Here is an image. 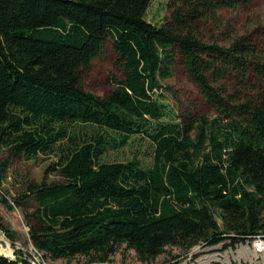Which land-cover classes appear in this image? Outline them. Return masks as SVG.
<instances>
[{
    "label": "trees",
    "instance_id": "16d2710c",
    "mask_svg": "<svg viewBox=\"0 0 264 264\" xmlns=\"http://www.w3.org/2000/svg\"><path fill=\"white\" fill-rule=\"evenodd\" d=\"M252 1L169 0L155 24L152 0H0V200L34 198L25 220L44 259L106 264L125 245L148 260L264 236L263 51L241 30L224 41L201 31ZM107 42L122 73L102 95L81 71ZM177 56L212 116L171 115L164 81ZM134 136L150 143L149 163L105 159ZM41 156L62 181L26 178L10 201L11 160ZM0 229L15 240L1 214ZM0 264L32 263L19 248Z\"/></svg>",
    "mask_w": 264,
    "mask_h": 264
},
{
    "label": "rangeland",
    "instance_id": "374dc122",
    "mask_svg": "<svg viewBox=\"0 0 264 264\" xmlns=\"http://www.w3.org/2000/svg\"><path fill=\"white\" fill-rule=\"evenodd\" d=\"M169 0H152L146 18L155 24L164 23L170 16ZM203 25V24H202ZM217 25V26H216ZM241 30L246 35H252L257 41V46L263 51L264 56V0H253L246 6L225 11L222 15L221 25L216 22H208L201 31L206 37L217 38L224 41L232 36L234 31ZM122 70L116 62V54L112 43L107 42L100 54L95 57L87 68H82L81 84L87 89L98 94H106L112 88V78L120 77ZM165 84L170 86L166 92L165 103L172 109V116H182L184 111L193 115L212 116L213 109L201 96L198 88L188 78L180 58L177 56L174 72L167 78ZM256 90H261L260 81H252ZM264 86V84H263ZM264 89V87H263ZM150 143L134 136L130 143L120 150H111L105 156L106 160H128L135 156L145 163H149L148 151ZM7 157L6 150L0 151V161ZM55 158L39 157L37 160H25L13 158L7 171L8 178L3 182L4 191L10 201L14 200L24 190L23 181L30 178L33 181L60 182L61 175L49 167ZM36 207L33 197L28 198L20 204H14L13 209L8 208L0 200V214L3 221L9 225L14 232V239H8L4 231L0 229V253L15 258V249H21L25 255L35 261L33 255L34 245L29 240L28 226L25 220V213L31 212ZM221 221V219H220ZM42 264H101L90 263L88 258L78 256L67 259H42L37 256ZM264 264V252L256 253L254 241H246L238 244L235 248H225L224 243L214 246L197 245L188 251L178 246H167L164 251L155 258L148 260L141 259L135 250L121 245L110 257L106 264Z\"/></svg>",
    "mask_w": 264,
    "mask_h": 264
},
{
    "label": "built area",
    "instance_id": "2783aa9c",
    "mask_svg": "<svg viewBox=\"0 0 264 264\" xmlns=\"http://www.w3.org/2000/svg\"><path fill=\"white\" fill-rule=\"evenodd\" d=\"M254 249L256 253L264 252V236L258 235L254 240ZM35 256V261H31L32 264H42L40 259L37 256H40L43 259L42 253H40L35 247L32 252Z\"/></svg>",
    "mask_w": 264,
    "mask_h": 264
}]
</instances>
